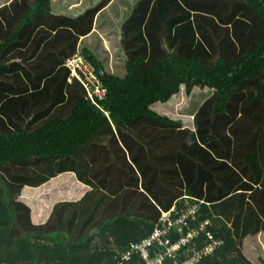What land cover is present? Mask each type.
Segmentation results:
<instances>
[{
	"label": "trees",
	"instance_id": "16d2710c",
	"mask_svg": "<svg viewBox=\"0 0 264 264\" xmlns=\"http://www.w3.org/2000/svg\"><path fill=\"white\" fill-rule=\"evenodd\" d=\"M182 1L0 0V264L117 263L204 182L207 134L231 158L225 184L208 180L219 201L201 219L223 244L206 263L264 264V0L220 13L232 61H212ZM76 54L89 89L65 65ZM67 177L80 200L59 198Z\"/></svg>",
	"mask_w": 264,
	"mask_h": 264
},
{
	"label": "built area",
	"instance_id": "2783aa9c",
	"mask_svg": "<svg viewBox=\"0 0 264 264\" xmlns=\"http://www.w3.org/2000/svg\"><path fill=\"white\" fill-rule=\"evenodd\" d=\"M65 65L74 76L84 79L88 89L94 85L96 77L92 66L81 54L69 58ZM94 93L102 99L105 91L96 87L94 92L89 91L91 98ZM203 205L204 202H198L162 212L154 229L122 251L115 264H126L136 254L142 257L144 264H208L206 259L213 256L223 242L209 229L212 220L201 219Z\"/></svg>",
	"mask_w": 264,
	"mask_h": 264
},
{
	"label": "crops",
	"instance_id": "0c3cea01",
	"mask_svg": "<svg viewBox=\"0 0 264 264\" xmlns=\"http://www.w3.org/2000/svg\"><path fill=\"white\" fill-rule=\"evenodd\" d=\"M60 1L62 4V7L67 5V4H64L65 0H60ZM75 1H80L82 3L84 0H75ZM187 1L192 2L191 6L189 5V8L192 9L190 11L193 13L192 21H193V24L196 30L197 41L203 42L210 50L213 57L223 58L224 56H226L232 61L238 54L240 47L237 44V42L234 40V38L232 37V34H231L232 26L230 24H225V22H222L219 17H220V13L221 15L225 14V16L229 15L230 17V15L234 14V11H235L234 8H236V12H238L237 10H242L239 8V6H242V3H243L242 0L240 1L239 0H210L211 2L215 3V7L212 4L206 5L207 0H199V1H205L203 11L194 10L196 9L195 7H197L195 6L197 4L194 2L197 0H187ZM200 5L201 3L198 5V7ZM112 8H113V3L106 9V11H109ZM211 8H213L214 12L208 11V10H211ZM220 9H221V12L219 11ZM141 10H142L141 8H138L135 11V14L133 17L136 18V13L140 12ZM240 16H242V13L238 12V14H236L233 21H237L240 18ZM200 24L203 26V38L200 35V30H199V27L201 26ZM193 119H194V125H193L192 130L197 131V126L195 122L196 116H193ZM206 136L209 137L208 142H206L205 140L202 141L198 139L197 143L199 144V147H197L198 152L196 154H199L202 157H208L209 169L206 170L207 174L205 175V180L203 183L199 182V176L196 177L193 181H188V187H189L188 192H190V194H192L193 196H191L188 193L187 195L188 200H187L186 205L191 204L190 201H194L195 204L198 202L208 203V201H219V198H218L219 193L213 194L211 197L208 194L209 177L212 181L216 183L217 187L225 184V182L227 181V177H225L226 166L221 164V162H224V163L229 162L231 158V147L224 145V143L219 138L211 139L210 134H207ZM51 183H54V182H51ZM238 183L242 184V182L240 181ZM71 184H73L76 187L74 191L70 192L71 196H68V195L65 196V193H67L64 190L65 184L64 183L59 184L61 186L58 187V193H59L58 195L65 196V197H59V198L71 199L75 201H78L81 198H83L84 193L81 190H78L81 188V186L79 184H76L75 182H71ZM198 186L200 187L197 189H194ZM201 189H204L205 195L197 196V192ZM38 218L39 216H37L35 220Z\"/></svg>",
	"mask_w": 264,
	"mask_h": 264
},
{
	"label": "rangeland",
	"instance_id": "374dc122",
	"mask_svg": "<svg viewBox=\"0 0 264 264\" xmlns=\"http://www.w3.org/2000/svg\"><path fill=\"white\" fill-rule=\"evenodd\" d=\"M179 1H182V0H179ZM122 2V1H121ZM142 7V6H141ZM136 16H139V12H137L136 13ZM203 24V23H202ZM201 25V24H200ZM199 30H200V35L202 36V38H203V26L201 25L200 27H199ZM228 56V55H227ZM218 57H213L212 58V61H215L216 59H217ZM223 59H226L227 61H231L228 57H226V56H224L223 57ZM232 59V58H231ZM73 181V177H67V178H63V181L61 182V183H64L65 184V186H67V187H65L64 186V190H65V192H67V193H65V195H68V196H71V194H70V192H72L73 190H74V188H73V184H71V182ZM61 185H59L58 187H60ZM42 193L43 192H41V190H39V191H35L33 194L34 195H39L40 197H42ZM37 198V197H36ZM37 199H40V198H37ZM45 213H47V212H45Z\"/></svg>",
	"mask_w": 264,
	"mask_h": 264
}]
</instances>
